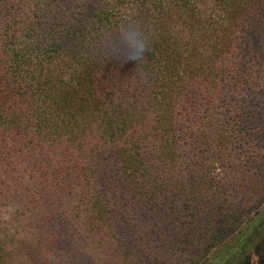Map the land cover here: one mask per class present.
Here are the masks:
<instances>
[{"label": "trees", "instance_id": "obj_1", "mask_svg": "<svg viewBox=\"0 0 264 264\" xmlns=\"http://www.w3.org/2000/svg\"><path fill=\"white\" fill-rule=\"evenodd\" d=\"M166 3L0 0V209L29 208L30 224L52 225L69 199L59 218L91 230L133 214L172 174L184 121L174 109L196 88L210 94L222 54L181 70L184 56L154 34ZM116 183L133 204L115 197ZM25 221H10L14 234Z\"/></svg>", "mask_w": 264, "mask_h": 264}, {"label": "rangeland", "instance_id": "obj_2", "mask_svg": "<svg viewBox=\"0 0 264 264\" xmlns=\"http://www.w3.org/2000/svg\"><path fill=\"white\" fill-rule=\"evenodd\" d=\"M166 4L154 34L164 33L168 52L184 56L181 70L208 67L207 58L222 54V82L207 84L208 95L196 88L174 109L184 121L176 142L181 152L171 160L181 163H173L165 180L150 183L158 187L151 201L138 199L133 214L117 211L91 230L59 218L69 199L50 198L59 203L52 225L30 224L29 208L2 207L0 264H222L264 222V0ZM114 187L115 197L133 204L121 183ZM24 219L14 234L10 221Z\"/></svg>", "mask_w": 264, "mask_h": 264}, {"label": "flooded vegetation", "instance_id": "obj_3", "mask_svg": "<svg viewBox=\"0 0 264 264\" xmlns=\"http://www.w3.org/2000/svg\"><path fill=\"white\" fill-rule=\"evenodd\" d=\"M222 264H264V222L246 233Z\"/></svg>", "mask_w": 264, "mask_h": 264}]
</instances>
